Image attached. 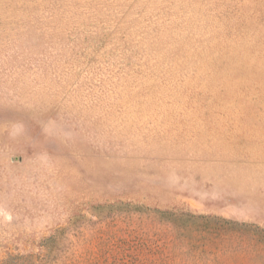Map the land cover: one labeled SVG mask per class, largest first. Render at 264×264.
I'll return each instance as SVG.
<instances>
[{"label":"rangeland","instance_id":"374dc122","mask_svg":"<svg viewBox=\"0 0 264 264\" xmlns=\"http://www.w3.org/2000/svg\"><path fill=\"white\" fill-rule=\"evenodd\" d=\"M0 264H264V0H0Z\"/></svg>","mask_w":264,"mask_h":264}]
</instances>
